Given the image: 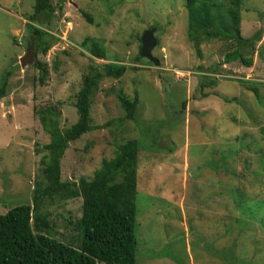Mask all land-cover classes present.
I'll return each mask as SVG.
<instances>
[{
  "label": "rangeland",
  "instance_id": "rangeland-1",
  "mask_svg": "<svg viewBox=\"0 0 264 264\" xmlns=\"http://www.w3.org/2000/svg\"><path fill=\"white\" fill-rule=\"evenodd\" d=\"M51 1L48 24L33 21L51 43L36 56L48 74L40 83L33 62L17 64L0 99V213L32 204L34 188L45 185L40 160L49 135L36 111L57 105L59 127H69L77 119L83 76L91 66L117 60L127 66L124 74L102 77L90 108L93 124H113L68 143L62 179L91 178L117 144L135 138L134 264H264V0H241L242 36L261 32L255 50L245 54L250 66L221 63L232 40L203 41L198 53L187 35L186 0ZM228 1L215 0L221 11ZM33 5L0 0V79L17 52L29 49ZM150 27L160 40L152 49L158 64L139 54L140 36ZM88 37L99 40L105 58L90 53L91 42L83 44ZM247 85L256 86L259 97ZM119 90L139 98L137 118L120 126ZM81 206L80 197L44 198L40 210L48 213L49 235L76 244ZM32 229L38 231L33 222Z\"/></svg>",
  "mask_w": 264,
  "mask_h": 264
},
{
  "label": "trees",
  "instance_id": "trees-1",
  "mask_svg": "<svg viewBox=\"0 0 264 264\" xmlns=\"http://www.w3.org/2000/svg\"><path fill=\"white\" fill-rule=\"evenodd\" d=\"M63 1H59V6ZM227 4V8L221 11L215 0H186L188 38L198 53L203 41L214 38L232 40L233 48L225 53L221 63L240 61L243 65L250 66L253 59L245 54L255 50V43L260 40L261 32L257 30L249 36H242L241 0H229ZM53 11L51 0H34L33 11L27 17L26 25L32 36L36 56L45 55L51 43L45 30L34 25L33 21L41 18L44 24H48ZM83 15L89 22L92 21L89 15ZM156 38L158 45L160 40L159 37ZM89 41L90 53L105 58V51L99 40L88 37L83 40V44ZM33 65L40 70L38 80L42 83L48 74L46 64L37 60ZM14 68L17 65L11 64L2 74L0 99L6 93L8 78ZM126 68V65L117 60L91 66L90 71L83 76L76 95L74 107L77 119L69 127H59L57 119L61 111L57 105L51 104L36 111L42 129L49 135V142L43 146L47 154L40 160L43 165L41 182L44 181L45 185L43 187L40 183L34 188L32 204H17L0 213V264L135 263L138 140L130 138L117 144L113 156L103 157L91 178L80 176L77 180H63L60 167L61 158L70 141L91 130L113 124V119L103 124L92 123V95L102 77L117 79L124 74ZM138 68L132 66L134 70ZM213 82L214 80L201 81L199 85L203 88ZM246 88L259 97L256 86L247 85ZM116 97L124 111L121 117L116 118L118 126L125 119L135 120L138 116V93L130 96L119 90ZM185 103L186 100H183L182 105L185 106ZM76 197L81 198L82 205L81 215L76 222L80 235L76 244H68L49 235L48 213L42 212L40 207L44 198L64 200ZM32 222L38 231L34 232Z\"/></svg>",
  "mask_w": 264,
  "mask_h": 264
},
{
  "label": "water",
  "instance_id": "water-1",
  "mask_svg": "<svg viewBox=\"0 0 264 264\" xmlns=\"http://www.w3.org/2000/svg\"><path fill=\"white\" fill-rule=\"evenodd\" d=\"M155 29V27H150L142 32L140 36L139 54L142 57H146L148 60L153 62V64H158V59L152 54V49L156 46L157 41V38L154 35ZM28 47V51L23 55L15 58L13 64H19L21 67H24L28 63L36 62L37 59L34 51L33 42H30V44H28Z\"/></svg>",
  "mask_w": 264,
  "mask_h": 264
},
{
  "label": "crops",
  "instance_id": "crops-1",
  "mask_svg": "<svg viewBox=\"0 0 264 264\" xmlns=\"http://www.w3.org/2000/svg\"><path fill=\"white\" fill-rule=\"evenodd\" d=\"M23 20H24V19H23ZM19 52H20V51L17 52L16 57H14V58H17V56H19ZM22 53H23V52L21 51L20 54H22Z\"/></svg>",
  "mask_w": 264,
  "mask_h": 264
},
{
  "label": "built area",
  "instance_id": "built-area-1",
  "mask_svg": "<svg viewBox=\"0 0 264 264\" xmlns=\"http://www.w3.org/2000/svg\"><path fill=\"white\" fill-rule=\"evenodd\" d=\"M69 24H70V22H69Z\"/></svg>",
  "mask_w": 264,
  "mask_h": 264
},
{
  "label": "flooded vegetation",
  "instance_id": "flooded-vegetation-1",
  "mask_svg": "<svg viewBox=\"0 0 264 264\" xmlns=\"http://www.w3.org/2000/svg\"><path fill=\"white\" fill-rule=\"evenodd\" d=\"M37 61V60H36Z\"/></svg>",
  "mask_w": 264,
  "mask_h": 264
}]
</instances>
